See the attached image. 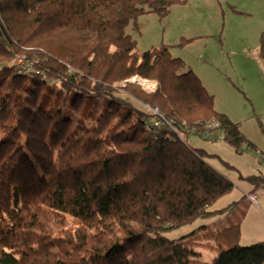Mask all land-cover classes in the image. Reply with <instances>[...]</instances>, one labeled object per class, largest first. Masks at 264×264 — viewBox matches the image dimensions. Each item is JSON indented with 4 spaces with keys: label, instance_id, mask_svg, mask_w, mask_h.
Returning <instances> with one entry per match:
<instances>
[{
    "label": "trees",
    "instance_id": "obj_1",
    "mask_svg": "<svg viewBox=\"0 0 264 264\" xmlns=\"http://www.w3.org/2000/svg\"><path fill=\"white\" fill-rule=\"evenodd\" d=\"M189 1L0 0V264H264V241L240 243L245 209L211 231L210 262L196 232L165 235L239 204L210 209L235 186L210 160L236 167L186 136L253 147L170 46L139 54L127 31Z\"/></svg>",
    "mask_w": 264,
    "mask_h": 264
},
{
    "label": "rangeland",
    "instance_id": "obj_2",
    "mask_svg": "<svg viewBox=\"0 0 264 264\" xmlns=\"http://www.w3.org/2000/svg\"><path fill=\"white\" fill-rule=\"evenodd\" d=\"M256 1L190 0L186 4L172 6L170 13L163 18L156 13L141 14L135 21L130 23L127 31L136 40V51L139 54L154 47L170 46L173 56L183 58L189 67L194 68L199 76H202L205 79L204 81L218 92V106L228 110L229 108L235 109V118L237 119L244 118L246 120L252 117L253 120L248 119L247 123L243 124L242 129L250 137L253 136L264 142V108L260 113L255 112L251 100L244 91L246 83L235 68V62L237 61L239 70L250 78L251 73L247 71L246 67L247 58L252 55L258 56L260 36L264 31V9L261 8V5H256L254 3ZM262 3L264 4V0H262ZM234 9H238V12ZM239 10L247 12H239ZM220 42H226V44L239 49L244 43H248L254 48V50L252 49L253 54L248 55L238 50V57H234L231 55L230 49H226L227 53L224 55H216L212 52L214 51L213 44L218 47ZM239 55L243 56L239 57ZM22 60V57H18L17 63H22ZM212 60L216 61L219 69L211 65ZM214 68L222 71L221 75ZM130 81L138 82L147 92L155 90L157 85L154 80L143 79L139 76H134ZM146 82L151 85L146 84ZM186 141L192 147H204L211 152H218L217 154H221L223 158L226 157L229 161L231 160L237 164L238 166L233 172V169L225 168L217 160H210L212 164L229 175H236V171L239 170L238 175L240 176L241 172L245 173L244 171L253 165L264 167V165L259 164L258 159L261 158L256 149L254 150L255 154L249 152L240 154L226 142H221L222 139L212 141L195 134L186 136ZM259 146L264 152L262 145ZM237 191L234 190L233 193L235 194ZM229 218H231V215L228 216L225 213L210 219L198 220L193 224L166 232L165 235L171 239H179L185 236L191 237L196 232L195 250L200 254L199 260L210 262L218 254L217 239L212 236L211 231L226 225ZM257 220L258 218H256ZM68 221L72 223L73 219L68 217ZM251 221L253 222L254 218ZM202 224L210 225L208 230H195ZM258 224L264 226L262 220L258 221ZM244 240L245 236L240 238V242Z\"/></svg>",
    "mask_w": 264,
    "mask_h": 264
},
{
    "label": "crops",
    "instance_id": "obj_3",
    "mask_svg": "<svg viewBox=\"0 0 264 264\" xmlns=\"http://www.w3.org/2000/svg\"><path fill=\"white\" fill-rule=\"evenodd\" d=\"M259 1H261V2H259ZM254 3L256 5H261V8L264 9V4L262 3V0H257ZM236 10L238 12V9H236ZM236 10L234 9V11H236ZM239 12H247V11L239 10ZM262 33H261V35H262ZM213 47H214V51H212V52L216 55H224L225 53H227L226 49H230L231 55H233L234 57L235 56L238 57V50L240 52H243V53L248 54V55H252L253 50H254V48H252L250 45H248V43L247 44L244 43V45L240 49L233 46V45L230 46L229 44H226V42H220V45L218 47H215V45L213 44ZM258 49H259V50H257L258 56L255 57L254 55H252V56H249L247 58L246 67H247V71L249 73H251L250 78H248L244 72L239 70V64L237 61L235 62V68H236L237 72L241 75L242 79L246 83V88L244 90L245 94L249 98V100H251V105L254 106L256 113L257 112L260 113L261 111H263V108H264V53L260 49V43H259ZM240 56H243V55H239V57ZM235 59L237 60V58H235ZM210 63H211V65L218 68V64L216 63L215 60H212ZM187 66H189V65H187ZM190 68L199 76V74L194 70V68H192L191 66H190ZM214 69H215V71H218L219 68L218 69L214 68ZM218 73L221 75L222 71H218ZM216 75H217V73H216ZM199 77L202 80L205 87L207 88V90L211 94L214 95V97H215L214 104H215L216 110L219 112L227 114L234 123L238 124L242 133L253 143V147H250L248 145H244L240 151L233 147L236 150V152L240 153V154L243 152H249V153L255 154L254 153L255 149L256 150L258 149V150L263 152V150H261V147L259 145H262V147L264 148V142H262L261 140H257V138H254L252 136L254 138L253 139L242 129L243 124L247 123L248 119L253 120L252 117H249L246 120H244V118L237 119V118H235L236 117L235 116L236 115L235 109L229 108V110H228L226 108H223L222 106H218V103H217L218 92H216V90L211 88V86H209V84H207L204 81L205 79L202 76H199ZM219 139H222L221 142H223V141L226 142L221 137L216 138L213 141H215V140L217 141ZM223 147L228 149L226 146H223ZM202 148H204V147H202ZM204 149H206L211 154L219 155V154H217L218 152H211L207 148H204ZM219 156H221V154ZM255 157H256V155H255ZM256 158L258 159V157H256ZM223 159L228 161L230 164L232 163V165L237 168L238 165L235 164L234 162H232L231 160L229 161L226 157ZM211 160H217V159H211ZM258 161H259V164L263 165L261 159H258ZM217 162H219V160H217ZM219 163H221V162H219ZM225 168H227V167H225ZM244 168H246V167H244ZM227 169H229V168H227ZM230 170H232V169H230ZM232 171L234 172V169ZM239 172L240 171L237 170L236 175H233V176L223 172L226 176H228L233 181V183L235 185L234 189L230 193L219 198L217 200V202H215L210 207V209H213V210L222 209V208H225L232 203L239 202V204L235 207V209L232 212H230V213L227 212V215L228 216L231 215V218H232L234 216V214L238 212V210H241V209L246 210V215H245V217L242 221V225H241V237L243 238L245 236V240L243 242H240V243L243 245H248V244H251L254 242H258V241H264V226L258 224V221H260V220H262L264 222V187L255 186L251 182H249L248 180L241 178L238 175ZM244 172L245 173L241 172L240 174L245 176V177L250 176V175H255V174H264V167H261V165H259V166L253 165V166H250L248 169H246ZM234 190H238V191L234 194L233 193ZM252 218H254L253 222L251 221ZM256 218H258L257 221H256ZM206 226H210V225H206Z\"/></svg>",
    "mask_w": 264,
    "mask_h": 264
},
{
    "label": "built area",
    "instance_id": "obj_4",
    "mask_svg": "<svg viewBox=\"0 0 264 264\" xmlns=\"http://www.w3.org/2000/svg\"><path fill=\"white\" fill-rule=\"evenodd\" d=\"M145 84V82H144ZM153 88V87H152ZM152 112L157 115L159 117V119H156L155 121V125H159L160 124V121L163 120V121H167L166 119L162 118L163 117V114L159 112L158 108L157 107H152L151 108ZM168 122V121H167ZM169 123V122H168ZM218 124L217 123H213V126H217ZM257 153H259L260 157H261V160H262V163L264 165V152L258 150Z\"/></svg>",
    "mask_w": 264,
    "mask_h": 264
},
{
    "label": "bare ground",
    "instance_id": "obj_5",
    "mask_svg": "<svg viewBox=\"0 0 264 264\" xmlns=\"http://www.w3.org/2000/svg\"><path fill=\"white\" fill-rule=\"evenodd\" d=\"M146 84L151 85L149 82H146Z\"/></svg>",
    "mask_w": 264,
    "mask_h": 264
},
{
    "label": "water",
    "instance_id": "obj_6",
    "mask_svg": "<svg viewBox=\"0 0 264 264\" xmlns=\"http://www.w3.org/2000/svg\"><path fill=\"white\" fill-rule=\"evenodd\" d=\"M130 81V80H129Z\"/></svg>",
    "mask_w": 264,
    "mask_h": 264
}]
</instances>
